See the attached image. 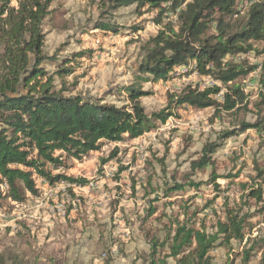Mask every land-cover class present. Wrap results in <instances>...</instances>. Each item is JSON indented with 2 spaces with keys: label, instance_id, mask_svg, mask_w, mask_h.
Listing matches in <instances>:
<instances>
[{
  "label": "rangeland",
  "instance_id": "rangeland-1",
  "mask_svg": "<svg viewBox=\"0 0 264 264\" xmlns=\"http://www.w3.org/2000/svg\"><path fill=\"white\" fill-rule=\"evenodd\" d=\"M16 1L12 0L11 5L16 7ZM98 5L99 0L53 1L52 13L43 24V51L55 61H46L41 67L52 74L61 69L65 59H72L66 67H72L73 74L63 80L55 76L56 87L64 83L71 89L76 81L70 94L100 98L120 107L128 102L119 89L135 83L141 48L159 29L152 22L157 12L139 16L135 5L120 8L109 20L119 28L113 34L95 29V23L105 19ZM232 20L235 23L240 19ZM164 21L176 24V16L169 14ZM213 33L212 26L209 34ZM255 47L262 52L250 51L228 61L259 66L264 61V41ZM83 51L92 54L74 58ZM145 77L148 82L141 81L140 86L148 94L140 102L147 116L164 109L168 95L187 86L203 89L220 85L192 72L190 65L176 68L172 78L164 82ZM246 79L253 82L246 88L240 81L247 95V112L222 113L215 118L213 109L184 106L172 110L173 116L165 124L157 123L138 139L104 143L99 151L80 160L62 154L66 175L86 184L49 186L35 176L37 197L27 196L21 204L2 201L0 256L5 264H149V241L154 238L161 243L175 220L203 225L212 232L216 221L224 219L226 208L249 216L245 220V239L242 243L232 242V251L239 254L256 243L249 264H261L264 212H258L261 204L247 199L246 193L256 188L252 182L255 165L264 168V130H249L228 139L213 155L212 167L190 171V162L199 158L203 145L215 141L220 132L264 117V92L255 84L257 77L253 73ZM216 99L221 100L219 96ZM213 175L219 177L218 190L210 182ZM175 184L183 190L165 197L167 188ZM244 185L246 190L242 189ZM260 187L264 199V181ZM150 208L156 212L147 218ZM166 254V248L159 250L156 259ZM210 256L211 264L240 261L224 247L215 248ZM166 263L175 264L170 258Z\"/></svg>",
  "mask_w": 264,
  "mask_h": 264
},
{
  "label": "trees",
  "instance_id": "trees-1",
  "mask_svg": "<svg viewBox=\"0 0 264 264\" xmlns=\"http://www.w3.org/2000/svg\"><path fill=\"white\" fill-rule=\"evenodd\" d=\"M11 1L0 0V207L5 200L21 204L27 196L37 197L35 176L49 186L59 183L84 186L86 181L66 175L62 154L80 160L90 152L99 151L104 143L138 139L157 123L165 124L176 108L213 109L215 118L222 113L248 111L247 95L240 81L257 66L224 62V59L227 55L262 52L255 44L264 41V0H99L98 7L105 19L94 26L105 33H118V26L109 20L120 8L135 5L139 16L157 12L152 22L159 29L141 48L135 83L119 89L126 94L128 102L120 107L100 98L70 94L76 81L70 85L71 89L64 83L57 88L55 76L63 80L73 74L72 67H66L72 59H65L61 69L52 74L41 67L46 61H55L54 56L43 51V24L52 13L54 0H17L16 7ZM246 3L248 8L233 23V15ZM169 14L176 16V24L164 21ZM212 26L214 33L209 34ZM91 54L92 51H83L73 56L76 59ZM189 65L192 72L220 85L203 89L187 86L179 93L169 94L164 109L147 116L140 100L148 93L142 90L140 82H148L145 76H150L152 82L167 81L176 68ZM259 83L264 90V61ZM249 130H264V117L220 132L215 141L203 145L199 158L190 162V171L212 167L213 155L223 143ZM57 152L61 155L56 156ZM254 171L252 182L256 188L249 189L246 197L261 204L258 212L263 213L260 184L264 181V168L255 165ZM217 179L213 175L210 181L215 190L219 189ZM189 186L198 187L193 183ZM242 189L246 190V186ZM181 190L183 186L175 184L167 188L165 197ZM155 212L150 208L147 218ZM240 212L226 208L224 219L216 221L212 232H207L203 225L196 227L175 220L161 243L154 238L149 241V264H167L169 258L175 264H211L210 252L217 247L227 248L234 257H239V264H249L256 243L239 254L232 251V242L242 243L245 239V220L249 216ZM164 248L167 254L156 259ZM0 264H5L2 256ZM261 264H264V251Z\"/></svg>",
  "mask_w": 264,
  "mask_h": 264
},
{
  "label": "built area",
  "instance_id": "built-area-1",
  "mask_svg": "<svg viewBox=\"0 0 264 264\" xmlns=\"http://www.w3.org/2000/svg\"><path fill=\"white\" fill-rule=\"evenodd\" d=\"M248 4L246 3V4H242V5H240L239 6V8H238V11L233 15V17L234 18H239L240 16H242L243 14H244V12L246 11V9L248 8ZM237 56V55H236ZM239 56V55H238ZM234 57L235 56H230V55H227L226 57H225V59H224V62H228V60H233L234 59ZM260 66H261V64L259 65V66H257V69L254 71V72H252L251 74H249L248 76H252V74L254 73L255 74V76L257 77V80L255 81V84H256V86L259 88V90L261 91V92H264V90H262V88H261V86H260V83H259V72H260ZM247 76V77H248ZM243 84H245V87L246 88H249L250 86H253V82H251V83H248V81H247V79L246 78H244L243 79ZM252 84V85H251ZM244 92H245V90H244ZM59 210V209H58Z\"/></svg>",
  "mask_w": 264,
  "mask_h": 264
}]
</instances>
